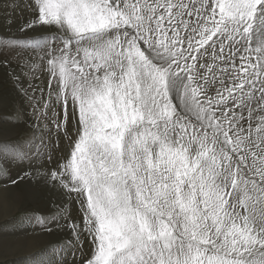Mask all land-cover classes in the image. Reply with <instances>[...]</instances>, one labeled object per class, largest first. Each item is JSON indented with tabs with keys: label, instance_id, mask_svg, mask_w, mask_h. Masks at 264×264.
<instances>
[{
	"label": "snow or ice",
	"instance_id": "obj_1",
	"mask_svg": "<svg viewBox=\"0 0 264 264\" xmlns=\"http://www.w3.org/2000/svg\"><path fill=\"white\" fill-rule=\"evenodd\" d=\"M0 13V174L56 193L21 217L67 233L37 264H264V0Z\"/></svg>",
	"mask_w": 264,
	"mask_h": 264
},
{
	"label": "rangeland",
	"instance_id": "obj_2",
	"mask_svg": "<svg viewBox=\"0 0 264 264\" xmlns=\"http://www.w3.org/2000/svg\"><path fill=\"white\" fill-rule=\"evenodd\" d=\"M20 14L21 9L15 12L9 9L7 15L14 21L13 28L21 22ZM2 15L0 13V24L4 23ZM28 15L24 10L23 16L27 18ZM0 94L12 95L11 82L4 77L3 70H0ZM0 115H3L2 110ZM21 177L22 173L15 168L10 176L0 174V264H37L47 258V254L40 253V250L67 236V233L59 231L48 234L22 219L21 213L26 210L47 209L57 194L37 184L35 177ZM13 180L15 185L11 183Z\"/></svg>",
	"mask_w": 264,
	"mask_h": 264
},
{
	"label": "bare ground",
	"instance_id": "obj_3",
	"mask_svg": "<svg viewBox=\"0 0 264 264\" xmlns=\"http://www.w3.org/2000/svg\"><path fill=\"white\" fill-rule=\"evenodd\" d=\"M1 195H2V193L0 192V199H1Z\"/></svg>",
	"mask_w": 264,
	"mask_h": 264
}]
</instances>
